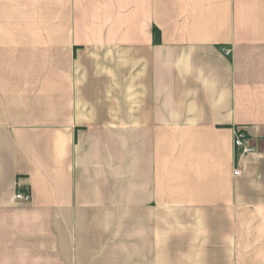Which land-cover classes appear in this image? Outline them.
I'll list each match as a JSON object with an SVG mask.
<instances>
[{
    "label": "crops",
    "instance_id": "crops-1",
    "mask_svg": "<svg viewBox=\"0 0 264 264\" xmlns=\"http://www.w3.org/2000/svg\"><path fill=\"white\" fill-rule=\"evenodd\" d=\"M0 264H264V0H0Z\"/></svg>",
    "mask_w": 264,
    "mask_h": 264
},
{
    "label": "built area",
    "instance_id": "built-area-1",
    "mask_svg": "<svg viewBox=\"0 0 264 264\" xmlns=\"http://www.w3.org/2000/svg\"><path fill=\"white\" fill-rule=\"evenodd\" d=\"M225 54L229 55L230 51H225ZM234 147L236 152L234 175L239 177L243 174L244 159L257 154L258 151L253 139L245 131L238 129L235 131ZM16 200L29 201L30 196L26 193L18 192Z\"/></svg>",
    "mask_w": 264,
    "mask_h": 264
}]
</instances>
